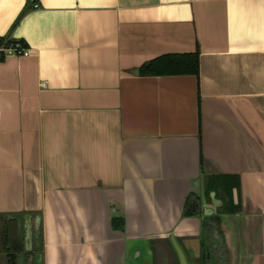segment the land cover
Wrapping results in <instances>:
<instances>
[{
  "label": "crops",
  "instance_id": "obj_1",
  "mask_svg": "<svg viewBox=\"0 0 264 264\" xmlns=\"http://www.w3.org/2000/svg\"><path fill=\"white\" fill-rule=\"evenodd\" d=\"M0 36L30 50L0 59V264H129L172 232L191 264L214 175L241 205L216 263L264 264V0H0ZM195 50L197 76L139 75Z\"/></svg>",
  "mask_w": 264,
  "mask_h": 264
},
{
  "label": "trees",
  "instance_id": "obj_2",
  "mask_svg": "<svg viewBox=\"0 0 264 264\" xmlns=\"http://www.w3.org/2000/svg\"><path fill=\"white\" fill-rule=\"evenodd\" d=\"M199 73V52L169 53L143 63L139 68L140 76H174L195 75ZM239 177L236 175L207 176L203 183L205 196L214 192L221 200L219 211L215 216L219 221L221 214H235L241 209L239 202L234 203L233 190L239 187ZM200 195L187 196L183 207V216H194L200 210ZM124 222L121 218L112 221L113 229L122 230Z\"/></svg>",
  "mask_w": 264,
  "mask_h": 264
},
{
  "label": "flooded vegetation",
  "instance_id": "obj_3",
  "mask_svg": "<svg viewBox=\"0 0 264 264\" xmlns=\"http://www.w3.org/2000/svg\"><path fill=\"white\" fill-rule=\"evenodd\" d=\"M210 194H209V197H207L204 194V190H202L201 195H203V199L202 198L200 199V210H202V200L203 201L211 200ZM214 197L217 199L215 193H214ZM216 214L217 213L212 214L210 216H207L206 219H203L202 231L200 235L198 236L199 255L195 257L194 259L189 258L191 260V264H217L216 262L218 258V247L216 245V240L214 239L213 233H212L213 243L209 244L208 242L209 236L207 235L208 234L207 231L208 230L212 231L214 227H217V225L220 222V219L219 221H217L216 219L217 216H215ZM200 215H201V211L194 216H200ZM188 217H191V216H188ZM209 220H211L212 223H209ZM164 242L163 244L166 246V248H168L167 255L170 256L172 254L174 259L176 260V264H179L177 256L174 250L172 249L169 241L165 240ZM161 243H162L161 241H157V240L149 241V243L147 244V247L145 246L144 249L141 252H139L138 257H134L135 255H129V260H130L129 264H159L157 263V261H158V254L160 251L159 249L160 247H162Z\"/></svg>",
  "mask_w": 264,
  "mask_h": 264
},
{
  "label": "built area",
  "instance_id": "obj_4",
  "mask_svg": "<svg viewBox=\"0 0 264 264\" xmlns=\"http://www.w3.org/2000/svg\"><path fill=\"white\" fill-rule=\"evenodd\" d=\"M30 50L24 43L12 37L0 36V59L5 57H28Z\"/></svg>",
  "mask_w": 264,
  "mask_h": 264
},
{
  "label": "water",
  "instance_id": "obj_5",
  "mask_svg": "<svg viewBox=\"0 0 264 264\" xmlns=\"http://www.w3.org/2000/svg\"><path fill=\"white\" fill-rule=\"evenodd\" d=\"M195 195H199V194H195ZM210 197H211V202H212L211 205L213 206V208L214 209L218 208L220 206V204H221V200H218V199H216L214 197V192H211ZM203 212H204L205 215H209V214H212L213 213V210L212 209H209L208 211H203ZM220 218H221V216H220ZM110 225H111V228H113L112 227V224H111V221H110ZM123 229H124V227L120 231H123ZM168 239L170 241V244H171L172 249L174 250V252H175V254L177 256V259H178L179 264H189L188 261H187V259H186L185 254L183 252V249L181 248V246H180L179 242L177 241V239H176V237H175V235H174L173 232L171 234H169ZM139 252H141V250L138 251L136 249V251H135V254H136L135 257H138Z\"/></svg>",
  "mask_w": 264,
  "mask_h": 264
},
{
  "label": "rangeland",
  "instance_id": "obj_6",
  "mask_svg": "<svg viewBox=\"0 0 264 264\" xmlns=\"http://www.w3.org/2000/svg\"><path fill=\"white\" fill-rule=\"evenodd\" d=\"M162 247H160V251L158 254V261L157 263L159 264H176V260L174 259L173 255L169 254L170 256H168L167 254V249L166 246L161 243ZM168 256V257H167Z\"/></svg>",
  "mask_w": 264,
  "mask_h": 264
}]
</instances>
